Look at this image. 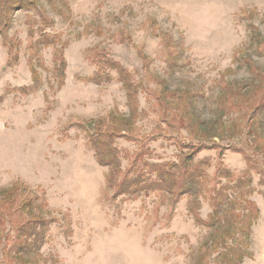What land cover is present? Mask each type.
I'll list each match as a JSON object with an SVG mask.
<instances>
[{
    "label": "rangeland",
    "instance_id": "374dc122",
    "mask_svg": "<svg viewBox=\"0 0 264 264\" xmlns=\"http://www.w3.org/2000/svg\"><path fill=\"white\" fill-rule=\"evenodd\" d=\"M4 258L264 264V0H0Z\"/></svg>",
    "mask_w": 264,
    "mask_h": 264
},
{
    "label": "trees",
    "instance_id": "16d2710c",
    "mask_svg": "<svg viewBox=\"0 0 264 264\" xmlns=\"http://www.w3.org/2000/svg\"><path fill=\"white\" fill-rule=\"evenodd\" d=\"M95 140L92 141V142L95 145V149H96V152H97V159L102 164L110 166L111 162L104 160L105 159V157H104L105 153H108L110 156H112L113 152L110 149V146H107V144L105 142H103V141L99 142V141H95ZM189 167L190 166H187V164H183V166H181V169L177 170V172L174 173L175 178H178L179 176H181V179H184V178L188 177L189 178L188 182H190V184H193V181L195 179H197V177H199V175H197L194 171H189ZM116 169H117V165H116ZM181 171H183V172H181ZM157 173H158L157 181L155 182V186L157 184L156 188H158V189L164 188L168 193H171L170 192V185H172V182H171L172 180H170V178H171L170 175H171L172 171L169 170V169H165V170L158 171ZM126 181L127 180L125 178L124 181H122L121 185L119 186L121 193H123L126 190V189H124ZM108 182L110 183V180ZM168 182H169V184H168ZM133 183L137 184V181H133ZM161 183H163V184H161ZM28 228L29 227H27V229ZM30 229H31V227H30ZM11 248L12 247L7 249V251L11 252L12 251ZM23 250H25V252H27L28 247L23 248ZM0 264H12V263L9 260H7V258H4L3 262H0Z\"/></svg>",
    "mask_w": 264,
    "mask_h": 264
}]
</instances>
